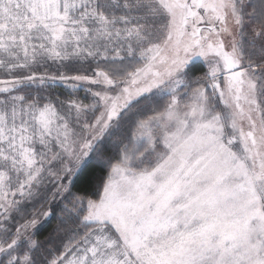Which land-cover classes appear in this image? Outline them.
<instances>
[{
    "label": "snow or ice",
    "instance_id": "6c2138e0",
    "mask_svg": "<svg viewBox=\"0 0 264 264\" xmlns=\"http://www.w3.org/2000/svg\"><path fill=\"white\" fill-rule=\"evenodd\" d=\"M0 264H264V0H0Z\"/></svg>",
    "mask_w": 264,
    "mask_h": 264
}]
</instances>
